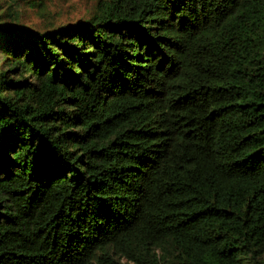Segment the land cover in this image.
Segmentation results:
<instances>
[{
  "label": "trees",
  "instance_id": "trees-1",
  "mask_svg": "<svg viewBox=\"0 0 264 264\" xmlns=\"http://www.w3.org/2000/svg\"><path fill=\"white\" fill-rule=\"evenodd\" d=\"M0 13V264H264V0Z\"/></svg>",
  "mask_w": 264,
  "mask_h": 264
},
{
  "label": "rangeland",
  "instance_id": "rangeland-1",
  "mask_svg": "<svg viewBox=\"0 0 264 264\" xmlns=\"http://www.w3.org/2000/svg\"><path fill=\"white\" fill-rule=\"evenodd\" d=\"M97 0H0L7 23L39 29L58 26L92 15ZM3 58L0 39V66Z\"/></svg>",
  "mask_w": 264,
  "mask_h": 264
}]
</instances>
